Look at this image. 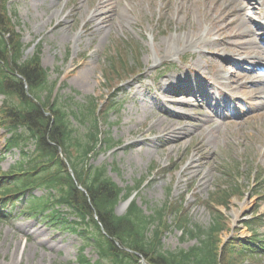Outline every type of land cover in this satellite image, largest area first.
Instances as JSON below:
<instances>
[{
    "label": "rangeland",
    "instance_id": "obj_1",
    "mask_svg": "<svg viewBox=\"0 0 264 264\" xmlns=\"http://www.w3.org/2000/svg\"><path fill=\"white\" fill-rule=\"evenodd\" d=\"M218 1L12 0L10 4V10L18 12V19L14 20L23 43L28 46L25 58L33 56L37 45L42 46L43 67L49 71L51 82L58 80L56 92L64 99L76 96L74 92L78 94L77 101L92 97L104 103L111 97L104 71L120 43L128 44L130 62L140 69L142 76L120 85L117 111L109 116V124L103 125V131L111 132L115 148L103 151L91 164L107 165L110 177L123 188L148 177L137 199L147 213L149 206H162L167 199L178 202L187 194L185 207L193 222L205 228L209 227L212 216L202 203L216 187L232 181L227 179L232 174L252 189L256 185L254 168L264 169V72L249 75L250 63L236 66L239 58L216 52L218 42L206 47L184 44L188 38L198 36L205 40L233 0H221L219 4ZM249 6L255 21L264 26V7L260 15ZM124 7H127L126 16ZM236 10L240 13V5L237 4ZM94 15H100V20L94 21ZM236 17L241 18L240 14ZM243 27L249 29L244 23ZM209 39H220L219 33L214 32ZM224 56L227 61L222 60ZM222 64L226 66L223 74L226 79L221 87L231 93L232 88L239 90L243 85L245 89L246 85L258 84L262 98L253 99L254 92L250 96L226 98L216 90L210 96L209 87L217 82V73L225 67ZM85 68L91 71L89 84L78 82ZM236 71L246 74L239 84L234 83ZM170 78H185L189 82L173 81L167 86ZM166 98L171 100L168 104L164 103ZM245 99L252 100L247 104ZM184 103L192 104V108H185ZM230 104L232 110L228 108ZM170 122L188 135L181 146L167 143L166 138H156ZM79 130L85 133L83 127ZM4 155L0 152L1 173L8 172L21 160L18 150L2 160ZM193 161L201 166L199 174L191 175L187 171ZM172 162L176 165L164 171ZM252 194V191L247 193L243 201L233 200L232 210L226 212L233 229L223 235L224 239L230 235L242 238L251 235L242 221L258 205L264 212V200L252 198ZM34 195L40 198L46 191L39 189ZM24 200L9 205L11 218L0 220V264H76L86 243L84 237L46 215H25L22 211L28 203L27 197ZM124 204L117 209L119 215L126 210L122 208ZM67 212L65 209L64 213ZM69 220L73 221V217ZM172 221L169 217V222ZM181 237L178 230L166 232L162 239L165 249L188 250L197 242H183ZM85 254L93 261L98 259L92 246Z\"/></svg>",
    "mask_w": 264,
    "mask_h": 264
},
{
    "label": "trees",
    "instance_id": "obj_2",
    "mask_svg": "<svg viewBox=\"0 0 264 264\" xmlns=\"http://www.w3.org/2000/svg\"><path fill=\"white\" fill-rule=\"evenodd\" d=\"M10 2L0 0V97H4L0 103V152L18 149L21 160L1 180L0 219L9 217L2 208L29 194L26 210L58 220L84 237L86 243L76 264H264V233L260 232L264 214H254L244 222L252 233L250 238L234 237L224 243L223 235L231 228L219 208L230 210L238 188L220 185L203 201L212 215L207 228L193 222L184 197L162 207L149 206V213L134 199L124 215L116 213L119 204L140 194L146 182L142 179L122 188L109 176L108 166L91 164L116 145L111 132L103 131L109 116L117 111L116 97L100 104L92 97L77 101L76 92L66 99L56 94L57 82L50 81L42 65V47L25 59L27 46L17 31L14 18L18 19V13L14 10L11 15ZM128 49L127 43H120L105 68L111 92L119 91L122 83L140 73L131 64ZM82 127L84 134L79 130ZM262 184L264 188V180ZM38 189L46 195L34 196ZM173 229L181 232L183 242L195 240L196 244L188 250H166L162 239ZM90 246L97 252L96 261L85 254Z\"/></svg>",
    "mask_w": 264,
    "mask_h": 264
},
{
    "label": "bare ground",
    "instance_id": "obj_3",
    "mask_svg": "<svg viewBox=\"0 0 264 264\" xmlns=\"http://www.w3.org/2000/svg\"><path fill=\"white\" fill-rule=\"evenodd\" d=\"M218 4L221 3V0L217 2ZM105 3L102 8L104 9L106 7ZM240 5V13H237L236 11V6ZM249 5H252L253 7L251 8L252 11H254L257 14H263L261 12L262 7H264V0H233L229 5L227 12L223 18H218L217 21L215 22V27L213 31L208 33L206 35V39L200 38V36L196 38H188L184 44L185 46H208L215 44V42H218V44H215L216 46V52L223 54V55H230L231 57L234 58H239L240 61L237 62L236 66L242 65V64H249V75H257L259 74L260 71L264 72V26L261 24H258L254 17L251 15L248 7ZM180 9V8H179ZM207 9V8H206ZM126 13H125V12ZM132 10H128L130 12ZM124 16L127 15V7L123 8ZM240 14L241 18H237L236 16ZM100 15H94L93 20H100L99 17ZM244 19V20H243ZM112 18H110V21ZM243 20V21H241ZM109 22V21H107ZM243 23L247 24L249 26L248 30H244L243 28ZM222 24H226L225 28L222 27ZM214 32L219 33L220 39L218 40H212L209 39L211 36L214 34ZM181 40L179 39V42ZM188 47V48H189ZM187 48V49H188ZM223 61H227V58L221 57ZM221 61V60H220ZM231 65L233 63L229 62ZM223 65V64H222ZM225 66V65H223ZM226 66L222 68V71H219L216 75V80L215 84L212 85V87H209L210 91V96L213 95V91L216 90L220 94H222L225 97H230L232 99H235L237 95H243V96H250V94L256 95L253 99L256 98H262L260 97L258 93V84H253L252 86H242V89H234L230 90L231 93L228 92L226 88L221 87L222 82L225 81V77L223 74L226 72L225 70ZM252 73V74H251ZM236 74V75H235ZM234 74V83L239 84L243 78H246V74L242 75L238 73L237 71ZM247 77H251V76ZM91 71L87 68L84 69V74L82 78L78 80V82H82L84 84H89L91 81ZM175 82H184L185 84L188 83L189 81L185 78L181 79H173L170 78L167 80L166 85L169 86L171 83ZM236 94V95H233ZM252 100V99H250ZM248 99H245V102L249 104ZM167 102H164L165 104H168L171 100L166 98ZM178 105V104H177ZM183 106L187 109L192 108V104H187L184 103ZM229 109L232 110V106L229 105ZM238 115L243 116L245 114L243 113H238ZM183 122V120H180ZM207 123V122H206ZM198 127L200 128L201 126L198 124ZM182 128H178L176 124H172L170 122L169 125H166L163 127L160 135L156 136L157 139L159 138H166L167 143L174 142L178 146H181L182 144L185 143V139L188 136L187 134L181 132ZM152 131V128L149 130V132ZM140 135L143 137L144 134H142V131L140 132ZM200 167L201 166H196L195 162L193 161L188 167L187 171L191 175L196 173H200ZM123 209L127 208V204H124L122 206Z\"/></svg>",
    "mask_w": 264,
    "mask_h": 264
}]
</instances>
